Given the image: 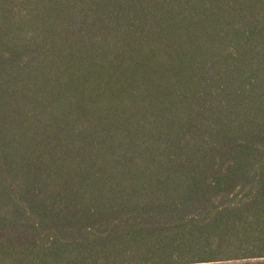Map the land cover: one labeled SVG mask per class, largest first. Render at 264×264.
<instances>
[{"label":"trees","instance_id":"1","mask_svg":"<svg viewBox=\"0 0 264 264\" xmlns=\"http://www.w3.org/2000/svg\"><path fill=\"white\" fill-rule=\"evenodd\" d=\"M0 264H264V0H0Z\"/></svg>","mask_w":264,"mask_h":264}]
</instances>
